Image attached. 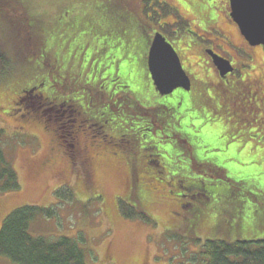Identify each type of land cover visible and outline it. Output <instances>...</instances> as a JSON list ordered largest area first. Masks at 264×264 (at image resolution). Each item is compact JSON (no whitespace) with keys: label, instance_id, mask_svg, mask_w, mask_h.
Wrapping results in <instances>:
<instances>
[{"label":"rangeland","instance_id":"374dc122","mask_svg":"<svg viewBox=\"0 0 264 264\" xmlns=\"http://www.w3.org/2000/svg\"><path fill=\"white\" fill-rule=\"evenodd\" d=\"M210 3L218 6L220 17L224 16L225 7L230 9L228 0H0V52L9 62V70L0 76V145L16 169L20 183L19 189L0 191V229L15 209L35 205L45 211L51 209L53 214L36 216L30 224V233L53 242L62 237L75 240L84 250L88 264H191L205 238L214 235L198 230L207 210L198 212V196L185 195L187 192L177 187L180 178L176 173L191 169V177L210 181L209 188L213 191L223 187L233 189L232 197L224 204L218 194L206 201L213 208L210 217L205 218L206 226L215 228L221 224L230 239L244 238L246 234L264 237V118H243L241 111L226 110L215 103L204 108L199 99L196 106L204 112L198 111L196 118L184 121L193 147L177 150L171 138L174 135L165 133L164 141L161 134L146 132L148 140L155 141L148 145L149 154H160L161 158L175 163L177 170L158 175L164 181L154 177L155 171L150 168L152 160L155 162L157 158L151 156L147 164L144 161L140 164L134 152L117 145L106 147L115 153V159L108 151L99 156L91 153L93 169L88 178L83 163L71 164L62 153L56 138V133L62 132L57 125L52 124L51 130L28 123L27 127L22 126L24 115L20 116L22 110L16 111L14 106L18 100L14 99L15 93L25 87L43 83L48 93L51 89L68 93L70 88L66 84L61 87L63 83L86 81V68L97 71L106 62L112 66L106 75L114 74L113 64L123 57L122 50H129L132 36L138 42H147L154 35L151 28L161 30L159 21H179L164 30L180 27L181 41H169L179 47L186 68V64L196 61L200 52L197 46H186L190 45L185 32L188 23L180 17L176 6L183 14L188 12L184 11L185 5L206 11ZM159 5L164 13L162 18L155 12L158 9L152 8ZM188 17L190 21L193 18ZM96 43L105 52L114 51V55L100 53L95 49ZM248 50L259 61L264 60V46L252 47L247 43L240 52H233L234 57H228L239 67L238 56L249 58ZM67 56L74 57L71 64H67ZM126 62L118 68L127 76L117 74L116 83L111 82L112 77L105 83L128 85L127 90L132 91L142 106L161 105L160 97L150 89L147 91V85L135 78L136 59ZM198 70L203 73V69ZM99 77L93 79L97 81ZM212 79L216 80V75ZM88 87V92H93L92 86ZM95 88L101 90L95 94L96 99L106 95L100 84ZM92 104L98 107L95 102ZM120 113L127 114L122 110ZM124 114H120L119 120L131 123L124 128L130 136L135 134L134 121L137 127L144 126L142 120H136L140 118L138 113ZM94 135L101 137L97 132ZM152 147L157 151L152 152ZM143 166L151 172H141ZM235 199L244 202L239 209L242 219L231 218L226 211L228 207L233 214L238 211ZM142 210L150 220L139 215ZM246 220L250 224L244 226ZM237 225L241 229L233 227ZM219 230H215L217 237L224 238ZM0 264L15 263L0 256Z\"/></svg>","mask_w":264,"mask_h":264},{"label":"flooded vegetation","instance_id":"af4514ba","mask_svg":"<svg viewBox=\"0 0 264 264\" xmlns=\"http://www.w3.org/2000/svg\"><path fill=\"white\" fill-rule=\"evenodd\" d=\"M228 1L230 5V0ZM185 6L184 11L188 10L187 13H183L186 14L185 16L178 10L177 6L176 9L184 22L188 23L185 27V32L188 40H190V45L186 46L188 48L192 46L199 47L200 54L196 57L195 62H189V65L186 64L185 68V59L176 44L181 41L182 37L179 34L181 31L179 29L180 27L176 26L171 30H164L166 27L177 25L179 23L178 20L171 23L168 21H159V29L161 27V30L151 29L154 30V34L161 32L178 52L183 67L190 77L191 87L189 90L180 87L169 95H161L156 90L149 68V51L153 38H149L147 42L143 43L142 41L138 42L137 38L132 36V40L129 42V50H122L123 57L119 58L113 64L114 74L106 75L112 69L111 64L106 62L97 71L86 68L84 72V74H88L86 81L82 80L79 83H72L67 80V82L63 83L67 85V89L68 87L70 88L68 93L64 91L65 94L63 96H61L62 93H56V90L53 89L50 92L56 94L48 93L47 89L43 87L44 89L42 90L38 87L39 85L25 87L21 92H16L14 99L17 98L18 100L17 104H14L16 106L15 110H22L23 113L21 111L20 116L24 115V119L21 120V125L27 127V123L28 125L35 124L36 127L42 126L46 130H51L52 124L57 125V129H61V132H63L60 135L56 133V138H58L57 144L60 148H63L62 153L71 164H76L77 161L83 163L84 170H86L85 173L87 172L88 178H90L93 169L92 159L94 158L91 153L99 156L108 151L115 159V153L106 147H116L117 145L123 150H127L128 148L130 153L134 149L140 156L145 155L148 150V145L155 143L154 140H148V134L146 132L155 134L156 136L161 134L160 139L163 140L166 136L165 133L172 130L173 132H177L179 136H185L183 141L193 147L190 143L192 140H189V135L186 132L184 121L189 117L196 118L198 111L204 112L202 108L196 106L199 99H201V104L204 108L215 103L224 107L226 110H228L227 108H234L237 111H241L243 118H249L251 116L260 120L264 118V60L259 61L254 55V52L248 50L250 54L249 58L242 55L238 56V59H240V66L238 67L233 64V59L228 57V55L234 57L233 52H240L243 49V45L246 46V43L249 46H254L242 35L239 26L230 16V9L225 7L224 16L220 17L217 10L218 6L215 3L214 5L210 3L208 7H205L206 11L196 8L191 9L189 6ZM152 8L158 9L155 12L161 14L160 18L163 17L164 13H162L160 5L157 7L153 6ZM1 9H4V6ZM188 15H192L193 18L191 21L189 17L187 18ZM199 29L201 30L200 32H198ZM28 35H31L29 37L31 40V32ZM169 39H172L176 43L174 44ZM96 47L95 49H98L100 53L105 52V49L98 47L97 43ZM211 50L230 60L234 71L225 76H221L220 71L214 65L212 56L209 53ZM131 51H134L135 54H132ZM112 52L114 51L105 53L112 56ZM123 52H125L124 55ZM71 59H74V57L67 56V64H71ZM135 59V78L137 79L138 77L144 85H147L145 86L147 91L150 89L160 97L163 101L161 105L146 104L142 106L137 102L132 91L127 90L128 85H121L119 87L115 84L117 78H119L118 75L120 77L127 76L123 69L118 68L121 65L120 63L124 60L128 61L126 63H132ZM43 63L45 64V62ZM81 67L83 68V65ZM198 68L203 69L202 74L199 72L200 70L197 71ZM96 73L98 75H95ZM90 75L100 77L96 81ZM214 75L217 77L216 80L212 79ZM104 76L106 78L102 80L101 77ZM110 77H112L111 82L115 81L112 84L115 85L114 87L110 83H105V80ZM98 84L101 85L102 91L107 95L102 94L101 98L96 99L97 96L95 94L101 92L99 89L96 91L95 87ZM43 85L42 83L41 86ZM88 85L92 86L93 92H88ZM60 92L63 91L60 89ZM35 99H38L37 101L41 105L38 109L34 105ZM89 100L90 103L88 102ZM92 102H95L98 107L95 108ZM132 104H135L134 109H130L133 106ZM43 105H50L46 109L47 111L41 110ZM205 105L207 106L205 107ZM112 108L115 110L114 113L111 111ZM152 108L157 110L156 113H152ZM121 110L123 112L129 110L131 116H133L132 113H138L140 118L136 120H142L144 122L143 127H137L132 118L134 121V124H132L135 130L134 135L130 136L126 133V130H118L117 127L120 124L123 126L131 124L119 120L120 116L124 114L120 113ZM194 113L195 116H193ZM43 117L45 118L43 119ZM176 122L177 124H175ZM93 132H97L101 137L96 138ZM97 149H100V151L97 152ZM152 162L154 163L153 160Z\"/></svg>","mask_w":264,"mask_h":264},{"label":"trees","instance_id":"16d2710c","mask_svg":"<svg viewBox=\"0 0 264 264\" xmlns=\"http://www.w3.org/2000/svg\"><path fill=\"white\" fill-rule=\"evenodd\" d=\"M29 37H31V35H29ZM112 54L114 55L113 52ZM8 64L9 62L7 58H4L0 52V76L7 71V68L9 69ZM114 86L115 85H112V87ZM38 87L42 90L44 89L41 85ZM61 87H65V85L62 84ZM64 94L65 92H62L61 96ZM37 100L38 99L34 100L36 109L41 106ZM49 106L50 105H43L41 110L47 111L46 109H48ZM111 111L114 113V108H112ZM126 112L130 115L129 110ZM175 124H177V122ZM129 125L131 126V124ZM125 126L120 124L117 128L119 131H125ZM131 131L132 130H129V132ZM61 134H63V132ZM167 134L174 135L171 137L172 140H174V149H189L191 147L183 141L185 136H179L177 135V132H173L172 130L167 132ZM166 139L167 135L163 140L165 141ZM126 151H129V149L127 148ZM156 151L157 150L154 149L152 152ZM132 152L139 157L138 161H141L140 164H143L142 161H148L151 156V158H157L154 163L152 162L150 168L155 171L156 175H154V177L156 176L159 181H164L158 176L159 174H171V170H177L173 166L175 164L174 162L161 158L160 154L155 156L149 154L150 151L147 150L145 155L140 156L134 149ZM179 171L180 173H176L177 177L180 178L177 187L187 192L185 195L191 197H196V195L198 196V212H201L203 208H207L206 212L202 215L203 218L200 220V225L198 227L199 232L205 231L207 235L210 233L214 234L213 236H210L211 238H205L207 240L201 245L202 248L200 249V252H195V257L191 264H264V237H254L251 236V234H246L247 236L244 238L238 237L239 239H230L227 235H225L226 233L224 232H226V228L222 229L221 224L215 226V228L205 225V218H209L213 211V208L209 207L211 203L207 205L206 201L209 199L211 201V198H214V196L218 194V197L222 196V204H224L230 197H232L233 189H231V187H223L222 189L213 191L209 188L210 181H206L198 177H191L193 175L191 169L185 171L181 169ZM220 171L221 170H219V172ZM18 179L16 169L7 160V157L0 145V191L8 192L19 189L20 183ZM168 183L172 184L173 182ZM204 194L210 195L211 197L209 198L204 196ZM201 196L204 197V200L201 199ZM234 201V204L236 205L235 207L238 211L233 214L230 207H228V210L226 209V211H228L231 218L242 219L239 209L243 207L244 202H239L237 199ZM182 204L183 200L180 202V205ZM230 204H232V202ZM185 205H187V203ZM43 213L51 216L53 211L51 209L45 211L35 205H27L17 208L10 213L4 220L0 229V256L9 259L15 264H88L84 250L75 240L68 237H62L60 240L53 242L49 241L45 237H36L30 233V224L32 223V220L39 214ZM130 215H132V213H130ZM139 215L145 220H150L149 216H147L143 210L141 211V214L139 213ZM243 224L244 226L249 225L250 221L246 220ZM233 227L241 229L238 225ZM215 230H219L224 238L217 237ZM200 239L198 241H200Z\"/></svg>","mask_w":264,"mask_h":264},{"label":"water","instance_id":"95a60500","mask_svg":"<svg viewBox=\"0 0 264 264\" xmlns=\"http://www.w3.org/2000/svg\"><path fill=\"white\" fill-rule=\"evenodd\" d=\"M231 17L241 33L252 45H264V0H230ZM222 76L233 71L231 62L214 51L209 52ZM149 68L162 95H169L177 88L189 90L191 81L184 70L175 48L161 33H156L149 52Z\"/></svg>","mask_w":264,"mask_h":264}]
</instances>
